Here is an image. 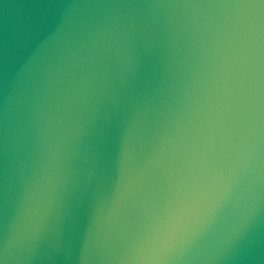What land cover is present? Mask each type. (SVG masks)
<instances>
[{
	"label": "water",
	"instance_id": "95a60500",
	"mask_svg": "<svg viewBox=\"0 0 264 264\" xmlns=\"http://www.w3.org/2000/svg\"><path fill=\"white\" fill-rule=\"evenodd\" d=\"M264 264V0H0V264Z\"/></svg>",
	"mask_w": 264,
	"mask_h": 264
},
{
	"label": "clouds",
	"instance_id": "9594fccd",
	"mask_svg": "<svg viewBox=\"0 0 264 264\" xmlns=\"http://www.w3.org/2000/svg\"><path fill=\"white\" fill-rule=\"evenodd\" d=\"M163 251H164V248L162 247L158 251L157 255L155 257H153L151 260H149L148 262H146V264H158V258L163 253Z\"/></svg>",
	"mask_w": 264,
	"mask_h": 264
}]
</instances>
